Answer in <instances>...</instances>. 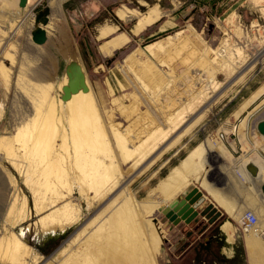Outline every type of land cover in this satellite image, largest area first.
I'll list each match as a JSON object with an SVG mask.
<instances>
[{
    "label": "rangeland",
    "instance_id": "obj_1",
    "mask_svg": "<svg viewBox=\"0 0 264 264\" xmlns=\"http://www.w3.org/2000/svg\"><path fill=\"white\" fill-rule=\"evenodd\" d=\"M45 3L46 5L43 6L42 4ZM152 5H156L160 10L159 18L137 32L132 31L131 27L138 14ZM262 7L263 9H260V6L255 5L251 0H62L55 10L50 7L48 0H40L33 8L19 7L18 4L9 6L0 1V59L9 66L8 85H5L0 78V136L8 137L0 141V239L13 232L32 247L33 254L41 255L40 258L32 261L26 258L25 264H90L83 262L82 256L86 248L82 242L86 237V230L75 238L64 252L57 254V251L72 238L87 217H92L105 207L108 195L100 200L90 199L91 204L88 205L82 197L77 198L78 187L74 185L73 191L55 202L52 208L36 213L31 191L14 164L16 159L13 158L18 152L19 142L12 135L15 134L19 122L26 120L23 117L28 118L33 114L30 95L40 90L39 84L46 82V78L50 82L48 93L54 96L57 102L59 98L63 102L60 83L65 75L64 66L70 59L72 51L84 68L88 86L102 111L104 123L106 122L107 132L110 133L107 122L109 110L114 112L116 110L115 116H111V122L119 123V129L124 130L129 121L119 116L118 107L113 102L120 100L129 105L132 101V93L138 86V82L128 81L133 69L138 70L142 65L141 62L145 60L153 61L160 70L173 71L172 73L177 75L192 68L191 60L180 62L185 51L177 55L172 54L173 46L187 35V38L191 42L198 43L203 51L209 47L220 48L219 56L225 55L226 58L227 64L224 62L222 68L214 73L213 87L208 91L206 99L197 102L194 111L207 105L208 107L199 121L181 134L174 144L165 146L164 149H161L159 144L148 159L138 162L130 159L123 164V170L129 165L131 167L124 173L121 182H126L128 189L134 193L137 200L153 201L151 203L154 204V208L150 212L142 207L136 209L135 220L138 228L141 227V230L146 232L149 228L147 225L149 217L152 228L159 237L158 247L153 252L156 264H264V250L253 255L252 258L249 256L247 248L245 249V233L239 226L238 219L218 204L200 184L199 179L189 181L196 186L198 192L192 203L197 215L185 226H176L182 221L173 223L161 210L172 198L180 197V191L186 184L172 198L164 202H161L160 196L152 190L157 181L199 142L202 143L201 156L205 160L201 170L202 177L217 186H222L228 181V176L221 171L222 168L217 163L226 160L234 166L242 165L244 162H247L248 167L253 166L252 162L247 161V157L252 156L254 151L264 158V152L254 144L253 134H257L258 141L264 137L254 127L249 129L245 114L238 115L244 100L264 83V1ZM41 8L48 9L49 21L44 26L47 40L39 45L31 40V30L35 18L41 14ZM118 8H121L125 15L120 16L117 13ZM107 24L115 26L118 32L126 33L128 40L116 48L102 52L101 44L111 35L99 36V29ZM179 30L184 32L175 38L172 44L164 40L162 48L160 50L153 48V53L146 48L150 42L163 39ZM79 41L82 48L79 47ZM66 45L69 46L68 51ZM237 49H240L239 53L234 54ZM154 50L157 51V55L154 54ZM166 51L171 52L172 57L168 63L162 64L157 58ZM210 55L216 57L212 52ZM219 62L222 60H218ZM218 63L214 62V66ZM198 71L202 72V69ZM239 73L242 75L234 80ZM177 75L175 82L179 81ZM174 81L169 82V86L171 83L174 84ZM244 84L246 86L242 88ZM163 91L165 92L164 89ZM261 93L251 102L255 101L253 103L255 107L261 105L264 109V90ZM145 107L147 105H141L140 111H144ZM57 108L67 127L65 106L60 103ZM233 109L240 110L234 111V119L230 118ZM188 112L186 118L189 114L193 115V109ZM29 113L30 116H27ZM231 131L233 133L229 134ZM213 132L223 142L225 152L219 148L216 151L205 149L203 141ZM174 133L171 132L167 139L173 137ZM9 145L12 150L7 154L5 146ZM67 149L72 152L71 146ZM245 173L253 175L248 169ZM225 191L236 203L235 206L233 204V209L241 207V213L245 209L256 212L258 207L263 209L261 217H264L263 196L257 194L256 199L240 193L238 196L231 187ZM92 195L93 191L88 190L86 196ZM13 199L14 210L7 216V207ZM251 199L256 203L242 204L244 200L251 201ZM68 200L80 203L83 216L63 229L57 226L42 229L37 222L38 218ZM48 201L50 199H45V202ZM204 208L214 212L215 215L219 214V218L211 221ZM108 213L109 211L105 210L101 217L105 218ZM226 220L233 230L231 239L221 229V225ZM258 223L254 228L255 232L259 233L256 237L264 245V224ZM182 238L184 243L180 242L175 246Z\"/></svg>",
    "mask_w": 264,
    "mask_h": 264
},
{
    "label": "bare ground",
    "instance_id": "obj_2",
    "mask_svg": "<svg viewBox=\"0 0 264 264\" xmlns=\"http://www.w3.org/2000/svg\"><path fill=\"white\" fill-rule=\"evenodd\" d=\"M0 1L9 6H15L18 2V0ZM37 1L26 0L25 6L33 8L32 6ZM61 1L48 0V4L56 10ZM251 1L255 5H259L260 9H263L262 2L264 0ZM2 11L5 10L2 9ZM117 13L120 16L125 15L121 8L117 9ZM159 15L160 10L156 5L149 6L146 11L138 14L131 30L134 32L139 31L146 25L156 21ZM183 32V30H179L163 39L150 42L146 45V48L152 53L153 48L160 50L164 40L172 44L173 40ZM106 35H111V37L101 44L100 50L102 52L116 48L128 40L126 33L118 32L116 27L111 24L101 26L99 29V36ZM65 47L68 51L69 46L66 45ZM173 47L172 54L174 55L181 51L186 52L180 62L185 63L191 60L192 68L177 75L172 73L173 71L160 70L153 61L145 60L141 62L142 65L138 70L133 69L132 76L128 81L129 83L138 82V86L132 96L130 95L132 101L129 105L120 100L113 102L118 107L119 116L129 121L124 130L119 129V123L114 124L111 122V116H115L116 110L115 112L109 110L107 112V122L110 133L107 132L102 111L97 106L87 80V91L78 90L63 102L59 97L57 102L54 96L48 93L50 82L47 78L46 82L39 84L42 85L41 88L39 86L40 90L30 95L33 114L31 116L30 113L27 114V116H30L28 118L23 117L26 120L22 119L23 121L19 122L12 137L19 142L18 152L13 158L16 159L14 164L31 191L35 212L41 213L48 208H52L55 202L60 201L73 191L74 185L78 187L79 196L77 198L82 197L88 205L91 204L90 199L100 200L108 195L105 207L101 211H97L92 217H87L72 238L68 239L58 249L57 254L64 252L65 248L69 247L75 238L86 230V237L82 241L86 246L82 254L83 262H89L90 264H156L153 252L158 247L159 237L153 230L149 217L147 218L149 228L146 232L142 231L141 227L138 228V223L135 220L136 209L142 207L150 212L154 208V204L151 203L153 201L149 199L137 200L134 193L128 189L126 182H121L124 173L131 167L129 165L123 170L122 165L130 159L137 162L148 159L151 152L159 144L161 149H164L165 146H171L180 138L181 134L196 124L208 107L207 105L194 111L196 103L206 99L208 91L213 87L215 71L220 70L224 62L227 64L225 55L219 56L220 48L209 47L203 51L198 43L191 42L187 35ZM239 50L237 49L234 54H238ZM210 52L216 54V57H212ZM154 54L157 55V51L154 50ZM64 55H66L65 52ZM171 57V52L167 53L166 51L164 55L158 56L157 60L165 64L168 63ZM218 60H222V62L218 63ZM214 62L218 63L217 66H214ZM173 67H171L172 70ZM121 69L123 70V68ZM196 69H202V72ZM8 70L9 66L5 65L0 59V78L5 85H8ZM176 75L179 79L178 82L174 81ZM241 75L242 73L237 74L234 80ZM173 81L175 83H171L173 85L170 84L169 86V82ZM65 82L66 77L64 75L60 86ZM261 86L244 100L241 108H239L240 110L262 94L264 83ZM142 88L144 89L142 90ZM60 103L66 109L67 127L63 123L62 114H58L60 111H58L57 106ZM141 105H147L144 111H140ZM192 109L193 115L190 116L189 114L191 118L188 120L189 116L188 118L186 116L189 113L188 111ZM171 132H175V135L167 139ZM253 135L255 136L254 144L264 152V142L262 141L264 138H260V141H258L257 134L254 133ZM5 138L8 137L0 136V141ZM203 145L206 150L216 151L217 148L224 152L226 150L223 142L219 136L214 135V132L205 137ZM69 146L72 147V152L67 149ZM5 150L9 154L12 147L10 145L5 146ZM202 150L201 142L193 146L176 165L170 168L165 176L157 181L152 190L160 196V201L164 202L172 198L186 184L181 190L183 191L190 184L191 179H199L200 184L216 199L218 204L237 218V221H240V214L243 213H241L242 208L233 209V204L235 206L236 203L230 199L225 190L231 187L238 196L243 194L255 198L258 194L264 197L260 190V184L264 180V158L257 151H254L252 156L247 157V161L252 162L254 167H248L247 162L237 166L231 165L226 160L217 163L222 168L221 171L228 176L227 182L223 183L222 186H217L214 182L210 183L202 177L201 170L205 163L201 156ZM247 169L253 175L246 174ZM88 190L93 191L91 197L86 196ZM45 199H50V201L45 202ZM257 200L259 201V198ZM253 201L252 199L251 201L244 200L242 204L256 203ZM13 210L14 199L7 207V216ZM105 210H108L109 213L103 218L101 214ZM262 210L257 207L256 214L259 223L264 224V217H261ZM82 216L80 203L68 200L41 215L37 222L42 229L55 226L63 229L66 225L77 222ZM221 229L227 233L229 239L232 238V227L228 220L221 225ZM255 231L253 228L246 230L244 233L253 237V234L257 233ZM260 248L261 245L256 241L251 242L252 255ZM40 257V254H33L32 247L13 232L0 239V264H25L27 262L26 258L32 261Z\"/></svg>",
    "mask_w": 264,
    "mask_h": 264
},
{
    "label": "water",
    "instance_id": "obj_3",
    "mask_svg": "<svg viewBox=\"0 0 264 264\" xmlns=\"http://www.w3.org/2000/svg\"><path fill=\"white\" fill-rule=\"evenodd\" d=\"M39 1L40 0H38L34 6ZM17 4L19 7H24L26 0H18ZM42 5H46V3ZM40 13L41 14L35 18V24L31 30V40L39 45L44 44L47 40V32L44 26L49 21L48 9L41 8ZM39 23L42 25H39ZM64 74L66 76V82L61 86V99L63 101L69 99L72 93H75L78 90H88L84 68L76 57L74 51L71 52V57L64 66ZM253 127H255L260 135L264 136V118L257 117L254 121ZM260 190L261 194L264 195V180L260 184ZM197 193L196 186H193V184L190 183L183 191L180 192V197L178 199L173 198L162 208L161 211L173 223H178L180 221L188 223L197 215V211L194 209L192 204L197 196Z\"/></svg>",
    "mask_w": 264,
    "mask_h": 264
},
{
    "label": "crops",
    "instance_id": "obj_4",
    "mask_svg": "<svg viewBox=\"0 0 264 264\" xmlns=\"http://www.w3.org/2000/svg\"><path fill=\"white\" fill-rule=\"evenodd\" d=\"M246 86V84H244L243 86H242V88H244ZM241 88V89H242ZM248 92H250V91H248ZM255 101H253V102H251L249 105H247L244 109H242L240 112H239V116H241V115H243V114H245L244 115V117H246V120H247V122L249 123V126H250V130L253 128V124H254V121L256 120V117H257V115H259V118H264V109L262 108V106L261 105H259V106H257V107H255L256 105L254 104L253 105V103H254ZM248 108H250L249 110H248ZM237 109H233L231 112H230V114H231V117L230 118H232V119H234V116H233V113H234V111H236ZM263 115V116H262ZM255 128V127H254ZM233 133V131H231V132H229V134H232ZM163 164V163H162ZM161 164V165H162ZM194 206V205H193ZM194 209H195V207H194ZM185 222L184 221H182V222H180V223H178V225H176V226H185ZM213 232H216L215 230H213ZM217 232H219V231H217ZM258 235V233H254L253 234V237H251V236H249V235H247L246 233H245V235H244V239H245V245H246V247H245V245H244V247H245V249L247 248V251H248V254H249V256L252 258L253 257V255L251 254V242H253V241H256L259 245H261V248L260 249H257L256 250V252H255V254L254 255H256L258 252H261L260 250H264V245L261 243V241L259 240V238L258 237H256ZM213 236H215V234H213ZM218 237V236H217ZM231 237H233V230H232V235H231ZM184 238H182V240H179L178 242H176L177 244L175 245V246H177L178 244H180V242H182V243H184V240H183ZM244 239H243V242H244ZM227 241L229 242V240L227 239ZM246 251V252H247Z\"/></svg>",
    "mask_w": 264,
    "mask_h": 264
},
{
    "label": "built area",
    "instance_id": "obj_5",
    "mask_svg": "<svg viewBox=\"0 0 264 264\" xmlns=\"http://www.w3.org/2000/svg\"><path fill=\"white\" fill-rule=\"evenodd\" d=\"M258 216L252 209H245L241 214L239 226L245 232L248 229H253L257 226ZM261 232V230L259 231Z\"/></svg>",
    "mask_w": 264,
    "mask_h": 264
},
{
    "label": "trees",
    "instance_id": "obj_6",
    "mask_svg": "<svg viewBox=\"0 0 264 264\" xmlns=\"http://www.w3.org/2000/svg\"><path fill=\"white\" fill-rule=\"evenodd\" d=\"M78 44H79V47L82 48V44L80 41L78 42ZM204 211L208 214V217L211 221H215L216 219L219 218V214L215 215L214 212H211V211L209 212V210L208 209L206 210L205 208H204Z\"/></svg>",
    "mask_w": 264,
    "mask_h": 264
}]
</instances>
